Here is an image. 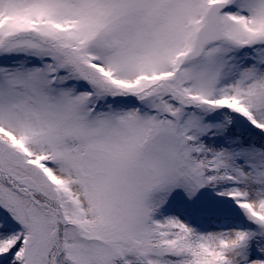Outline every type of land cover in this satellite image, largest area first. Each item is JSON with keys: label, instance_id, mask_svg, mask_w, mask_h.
I'll use <instances>...</instances> for the list:
<instances>
[{"label": "snow or ice", "instance_id": "1", "mask_svg": "<svg viewBox=\"0 0 264 264\" xmlns=\"http://www.w3.org/2000/svg\"><path fill=\"white\" fill-rule=\"evenodd\" d=\"M0 264H264V0H0Z\"/></svg>", "mask_w": 264, "mask_h": 264}]
</instances>
